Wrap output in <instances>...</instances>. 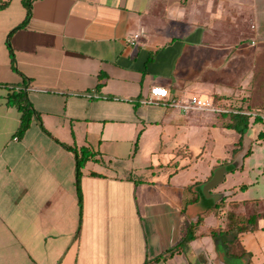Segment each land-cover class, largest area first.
I'll return each instance as SVG.
<instances>
[{
    "label": "crops",
    "instance_id": "obj_1",
    "mask_svg": "<svg viewBox=\"0 0 264 264\" xmlns=\"http://www.w3.org/2000/svg\"><path fill=\"white\" fill-rule=\"evenodd\" d=\"M30 10L22 25L24 0L0 5V264H264V198L222 188L235 172L205 187L212 167L190 163L210 125L228 137L225 165L242 149L261 158L264 124L250 119L257 138L234 154L240 135L227 118L140 103L159 86L240 108L249 98L264 112V0H31ZM12 90L47 133L34 119L16 136ZM60 144L92 153L81 205L74 155ZM197 183L223 206L205 212ZM230 211L253 216L254 229L226 249L211 231Z\"/></svg>",
    "mask_w": 264,
    "mask_h": 264
},
{
    "label": "trees",
    "instance_id": "obj_2",
    "mask_svg": "<svg viewBox=\"0 0 264 264\" xmlns=\"http://www.w3.org/2000/svg\"><path fill=\"white\" fill-rule=\"evenodd\" d=\"M30 1L31 0H24V4L26 7V17H25L22 25H25V23L28 22V20L30 18V15H31ZM221 99L222 98H216L215 101H219ZM7 104L15 107L17 109V111L20 113L19 127L16 131V136L18 138H20L24 135V133L30 127V125L34 119L37 120L42 131L47 133L45 131V129L43 128L41 121L39 120L38 113H36V111L31 106L25 92L19 91V90L18 91L12 90L11 93L7 97ZM218 116H222V117L227 118L228 123L226 124L225 127L235 131L236 133H238L240 135V138L238 141L239 148L234 152V154L238 153L242 149L244 134H245V131L248 129L250 119L246 116L232 115V114L218 115ZM60 145L74 155V159H75V186H76L77 194L79 195V203L81 205V197H80V195H81L80 194L81 170L84 167V164L89 159L92 158V153L90 151H88L86 148L78 149L76 147H71V146H67V145H63V144H60ZM220 168H226L227 173H232L238 169L241 170V167L240 168H234L231 163L227 164V165L223 164L222 166H220ZM223 177L221 179H223ZM209 179L206 183H209ZM220 183H218V184H220ZM218 184H215L213 186H207V185H205V186H207L208 188H214ZM200 186H202V185L200 183H197L192 188L193 193H195L197 195L196 200H200V195H201V192L199 190ZM224 199H222V201H220V203L216 204V205H213L212 202L209 200L211 205L209 207H207L205 212H210L212 210H216L220 206H223ZM252 220H253V216L245 218L241 214H236V213L230 211L226 215L225 228L220 229V230L211 231V236L213 237L214 241H216V244H217L218 238L228 237L229 240L224 241V245H225L226 249L231 248L233 242L237 241L236 240L237 234H240V233L254 229V227H252ZM199 222H200V219H198L194 225L199 224ZM192 237L193 236H188V237L182 239L174 248H172L171 250L166 252L164 255L157 257L156 259L153 260V262L158 263L160 261L166 260L167 258L171 257L174 253L179 252L181 249V246L183 244H185L187 241H189Z\"/></svg>",
    "mask_w": 264,
    "mask_h": 264
},
{
    "label": "rangeland",
    "instance_id": "obj_3",
    "mask_svg": "<svg viewBox=\"0 0 264 264\" xmlns=\"http://www.w3.org/2000/svg\"><path fill=\"white\" fill-rule=\"evenodd\" d=\"M227 17V16H226ZM228 20V18H226ZM264 59V58H263ZM258 71L259 67H262L264 70V62H261V65L258 64ZM249 98H247V102L244 105L246 110L249 111H262L261 109H257L254 103H248ZM202 114H207L209 113H202ZM213 115V114H210ZM251 126L245 131L244 134V144L248 145L250 142L255 140L257 138V129L259 128V123H253L250 122ZM225 128V127H224ZM205 130V141L202 144H196V140L194 139V152L195 155H192V159L190 163L192 164H197V167L203 171H205L208 167H212V173L209 175V183H205L207 186H213L215 184H218L220 182H223V179H221V176H219L217 173L218 169H221L220 166L223 164H226L224 162L225 156L223 155V145L227 141V138L223 137V128L219 130L218 128L216 129L214 125H210L207 129ZM198 148V149H196ZM197 150V151H196ZM261 150L264 151V144L261 146ZM264 154V152H263ZM215 165V166H214ZM214 166V168H213ZM257 166H261L262 170L264 171V155L260 156L259 155H247L246 158L244 159L243 171L240 169L234 171L235 173L231 174L228 176V178L225 179V182L222 186V188L229 189L233 188L236 189L237 191L239 187L245 186V190L248 192L246 193V197L249 198H264V179L260 174L256 172ZM241 173V174H240ZM229 175V174H228ZM205 186V187H207ZM203 188V186L201 187ZM201 192L200 195V205L204 204V202H207L211 200L212 198L206 196L204 194L203 189H199ZM245 190H242L244 192ZM229 191V190H228ZM260 205H263L264 207V199L260 202ZM260 232L264 233V221L261 223L260 227Z\"/></svg>",
    "mask_w": 264,
    "mask_h": 264
},
{
    "label": "built area",
    "instance_id": "obj_4",
    "mask_svg": "<svg viewBox=\"0 0 264 264\" xmlns=\"http://www.w3.org/2000/svg\"><path fill=\"white\" fill-rule=\"evenodd\" d=\"M5 2L6 0H0V5ZM140 35V33H137L128 37L125 41L126 44L135 46ZM140 103L142 105H166L180 111L183 115H188L194 112H203L213 115L232 114L246 116L251 120H259L264 124V112L262 111H249L245 108H240L223 101L205 100L195 97L185 99L171 95L166 88L159 86L152 87L149 91V96L142 99Z\"/></svg>",
    "mask_w": 264,
    "mask_h": 264
},
{
    "label": "water",
    "instance_id": "obj_5",
    "mask_svg": "<svg viewBox=\"0 0 264 264\" xmlns=\"http://www.w3.org/2000/svg\"><path fill=\"white\" fill-rule=\"evenodd\" d=\"M245 154H246V149H242L238 153V155L235 157V159H234V161L232 163L234 168H240L242 166V161H243V159L245 157ZM225 172H226V168H221V169H219L217 171L216 174H218L222 178L224 176Z\"/></svg>",
    "mask_w": 264,
    "mask_h": 264
}]
</instances>
